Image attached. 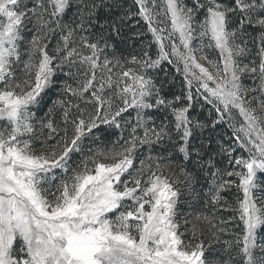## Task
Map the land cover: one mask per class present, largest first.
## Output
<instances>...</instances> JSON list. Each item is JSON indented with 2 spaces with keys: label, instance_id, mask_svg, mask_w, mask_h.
Instances as JSON below:
<instances>
[{
  "label": "snow or ice",
  "instance_id": "obj_1",
  "mask_svg": "<svg viewBox=\"0 0 264 264\" xmlns=\"http://www.w3.org/2000/svg\"><path fill=\"white\" fill-rule=\"evenodd\" d=\"M133 2L117 15L106 0H0V264H215L205 253L227 229L214 213L233 186L243 227L225 250L264 264V0ZM133 16L155 55L120 48L145 43L123 32ZM165 62L181 77L171 98ZM220 124L227 142L205 135ZM215 143L223 168L201 160ZM191 161L212 214L182 199Z\"/></svg>",
  "mask_w": 264,
  "mask_h": 264
},
{
  "label": "trees",
  "instance_id": "obj_2",
  "mask_svg": "<svg viewBox=\"0 0 264 264\" xmlns=\"http://www.w3.org/2000/svg\"><path fill=\"white\" fill-rule=\"evenodd\" d=\"M106 2L113 4L118 3L120 5V8L114 9V13L117 15L125 10L131 12L137 11L133 0H106ZM225 3L231 4L232 0H225ZM100 16L106 20L108 17L107 10H102ZM124 25L125 26L123 28V32L126 35H131L133 31H139L143 33V35L140 37V40H143L145 42L144 44H140L135 39H133L131 42L125 40V42L120 44V48L123 49L125 53L133 52L135 54H139L141 49L147 46L150 54L155 55L156 46L155 44H151V34L147 33V25L141 18H139L138 16H133L131 19L126 20L124 22ZM253 35H255L254 31ZM155 72L157 74V78L160 80L167 79L169 78V76L174 78L176 86L169 84L165 89V94L168 95L169 98H171L172 93L179 92L178 85L181 83V77L179 74L175 73L174 69L170 65L164 63L161 66V69H157ZM56 85L58 84H55V86ZM58 94L59 91L57 87H54L52 90L48 91V94L46 96V100L48 99V101H46L44 105L47 106V104H50L58 99ZM209 108L210 106L208 105H204L203 108L197 107L193 113L194 117L201 120L202 122L210 121L212 117L208 115ZM231 131L232 130L228 128L226 124H220L217 125L214 129H206L205 135L214 141H221V138H223V141L227 142ZM112 138L114 139L115 137L112 136ZM210 156L213 162L217 164V166H220L222 168L224 167L225 158L221 154H219V143L209 145L208 148L203 151L201 160H207ZM186 166L196 176V183L194 185L195 192L188 189L184 190L186 196L185 200L190 201L191 204L197 205L199 209L212 214L213 206L210 203L207 204V206L205 205V201L208 200L207 193L209 180L208 177L204 175V169L199 167L195 161L187 163ZM222 195L226 198L227 205L229 207L215 210L214 214L219 219L226 221V223H224L222 227L227 229V231L225 233L219 234L220 239L217 242L218 246L214 248V250H211L208 255L213 257L215 262L224 264V262L227 261L228 264H238L240 258L236 256L235 246H233V248L230 250H225L227 248L225 241L234 240L236 238V234L242 232L243 225L239 220L238 212V197H240L242 193L238 192L237 189L233 186L230 191L222 193ZM261 236L264 237V232ZM230 257H234V259L230 260Z\"/></svg>",
  "mask_w": 264,
  "mask_h": 264
},
{
  "label": "rangeland",
  "instance_id": "obj_3",
  "mask_svg": "<svg viewBox=\"0 0 264 264\" xmlns=\"http://www.w3.org/2000/svg\"><path fill=\"white\" fill-rule=\"evenodd\" d=\"M186 2H187V0H186ZM178 42V41H177ZM210 55L211 56H213V57H215L216 56V53L215 52H211L210 51ZM166 63V62H165ZM201 63H205L204 61H201ZM163 65V64H162ZM161 65V66H162ZM207 66V65H206ZM157 70V69H156ZM155 70V71H156ZM248 74L246 73L245 74V76H247ZM54 79H56V78H54ZM243 79V78H242ZM69 82H71V81H69ZM243 82L245 83V84H249V83H251V81H249V80H243ZM54 87H57L58 88V91H59V87H60V84L58 83V85H54L53 86V88ZM52 88V89H53ZM52 89H49L48 91H50V90H52ZM62 94L60 93V91H59V94H58V98L61 96ZM253 95V93H249V96L251 97ZM46 101H48V99L46 100V97H45V99H44V101H42L41 102V104L38 106V108L36 109V111H37V115L38 116H44V114L47 112V109L48 108H50V107H52V104H53V102L52 103H50V104H47V106H45L44 104H45V102ZM253 103H256L255 101H253ZM126 115V114H125ZM110 132H112V133H117L118 132V130H115V129H110L109 130ZM113 137H115V135H113ZM181 179H183V177H181ZM182 199H186V196H185V192H183V195H182ZM200 227L205 231V232H207V227H206V225H204V224H200ZM263 233V232H262ZM262 233H261V235H262ZM202 239H204L205 240V242L207 243V241H208V239H209V236H207V235H205L204 237H201ZM261 243H264V239H262L261 241H260ZM218 246V243L217 242H214L213 243V245H212V247L210 248V249H208L207 251H206V253H205V255L207 256V257H209V258H213V257H211V256H209L208 254L211 252V250H214V248H216ZM240 260V259H239ZM215 264H222V263H220V262H215ZM238 264H241V260L239 261V263Z\"/></svg>",
  "mask_w": 264,
  "mask_h": 264
}]
</instances>
